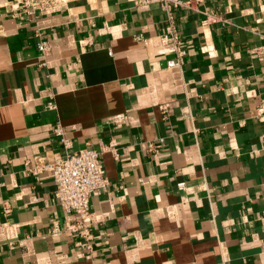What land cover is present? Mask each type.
Wrapping results in <instances>:
<instances>
[{"label": "crops", "instance_id": "crops-1", "mask_svg": "<svg viewBox=\"0 0 264 264\" xmlns=\"http://www.w3.org/2000/svg\"><path fill=\"white\" fill-rule=\"evenodd\" d=\"M22 1L0 0V264H264V0H64L35 20ZM57 126L110 180L91 252L55 196Z\"/></svg>", "mask_w": 264, "mask_h": 264}, {"label": "built area", "instance_id": "built-area-1", "mask_svg": "<svg viewBox=\"0 0 264 264\" xmlns=\"http://www.w3.org/2000/svg\"><path fill=\"white\" fill-rule=\"evenodd\" d=\"M135 6L158 5L163 11L172 12L173 9H193V4L183 0H132ZM64 0H23L17 4L20 15L35 20L40 16L59 9ZM162 41L171 45L170 49L175 51L176 59L169 62L170 67H176L182 64L186 51L181 47V41L178 31L169 26L166 28ZM38 50L43 56L50 52L48 42L41 41ZM254 54L259 55L264 61V46L256 47L252 50ZM54 107L53 104H49ZM167 111L166 106L161 108ZM55 134L62 140L64 154L61 158L49 166L52 179L56 186L55 196L61 208L68 214L77 216L75 222L66 224V230L78 236L77 246L91 252L93 247L91 243L92 230L88 222L92 216L91 198L92 195L101 190L110 187V180L105 174L101 162L102 152L93 148H86L78 152L71 151L72 144L65 137L64 129L60 126L55 128ZM163 144V140H158L149 144V148L158 151ZM116 142H111L105 151H116ZM59 228L55 224L53 231Z\"/></svg>", "mask_w": 264, "mask_h": 264}]
</instances>
